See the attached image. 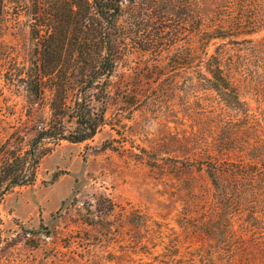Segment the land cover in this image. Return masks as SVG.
<instances>
[{
  "label": "rangeland",
  "instance_id": "1",
  "mask_svg": "<svg viewBox=\"0 0 264 264\" xmlns=\"http://www.w3.org/2000/svg\"><path fill=\"white\" fill-rule=\"evenodd\" d=\"M178 1L124 2L126 48L109 79L105 123L82 142L44 141L34 181L2 196L0 264H264L253 242L264 235V192L254 212L220 210L199 152L223 141L264 158V0ZM3 4L0 43L28 52V16ZM222 15L255 31L210 41L226 77L202 69L208 80L187 59L189 31L199 16ZM48 100L28 115L24 91L0 73L1 150L27 148Z\"/></svg>",
  "mask_w": 264,
  "mask_h": 264
},
{
  "label": "trees",
  "instance_id": "2",
  "mask_svg": "<svg viewBox=\"0 0 264 264\" xmlns=\"http://www.w3.org/2000/svg\"><path fill=\"white\" fill-rule=\"evenodd\" d=\"M126 1L134 5L140 0H0V12L3 3H7L15 12L14 18L20 14L28 16L32 41L28 52L25 47L1 42L0 73L24 91L28 115L35 104L47 96L49 99V116L31 119L33 124L28 130L33 135L27 148H0V200L10 188L34 181L39 159L47 152L42 146L44 141L82 142L93 137L105 123L109 79L126 48L123 27L118 22ZM207 20L200 16L194 19L198 25L189 31L187 59L189 64L198 63L203 77L206 76L202 69L210 79L225 80L217 55H208L210 41L227 36L223 31L230 36H243L255 30L252 25L245 27L246 20L239 16H211ZM165 45L166 41L157 45L155 52ZM219 88L226 93L232 90L228 83ZM9 141L10 138L6 140ZM199 150L207 158L205 171L218 188L220 210H233L242 216L248 208H254V197L264 192V158H244L242 145L231 147L223 141L212 148L201 144ZM227 154H237V158L223 159ZM247 229L255 234V226ZM258 236L253 237V242L264 256V235Z\"/></svg>",
  "mask_w": 264,
  "mask_h": 264
}]
</instances>
